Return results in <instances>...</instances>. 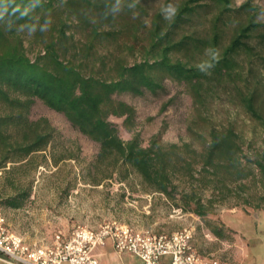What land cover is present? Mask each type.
Wrapping results in <instances>:
<instances>
[{
    "label": "trees",
    "instance_id": "obj_1",
    "mask_svg": "<svg viewBox=\"0 0 264 264\" xmlns=\"http://www.w3.org/2000/svg\"><path fill=\"white\" fill-rule=\"evenodd\" d=\"M232 4L178 0L168 16L155 11L142 58L128 62L99 49L116 41L120 30L114 24L120 18L137 9L134 21H141L138 16L147 13L134 0H0V179L1 188H12L11 193L0 191V203L22 206L32 179L19 180L15 172L35 167V154L53 146L55 127L45 116L29 115L39 100L97 144L87 167L94 184L134 175L143 192L162 195L202 218L229 197L260 209L264 138L248 155L242 136L228 122L209 124L205 134L197 135L199 147L191 141L163 142L159 133L144 144L140 133L132 131L134 108L114 98L122 92H155L169 78L184 83L200 107L220 89H229L248 116L264 124V21L255 18L262 9L249 0ZM211 8L215 12L208 16ZM238 14L244 18L232 21ZM194 17L206 21H192ZM28 48H35L33 56ZM111 116L122 118L132 132L129 138L122 137ZM65 158L75 155H51L54 164ZM208 227L225 238L223 223Z\"/></svg>",
    "mask_w": 264,
    "mask_h": 264
},
{
    "label": "rangeland",
    "instance_id": "obj_2",
    "mask_svg": "<svg viewBox=\"0 0 264 264\" xmlns=\"http://www.w3.org/2000/svg\"><path fill=\"white\" fill-rule=\"evenodd\" d=\"M146 8L140 14L141 21H134L138 11L133 9L126 19H119L114 27L120 30L116 41L107 43L101 51H112L124 56L128 62L142 58V46L147 45L146 29L150 26L152 14L162 10L170 15L178 0H134ZM236 7L246 0H232ZM261 11L255 18L264 21V0H249ZM215 12L211 8L208 16ZM244 15L232 17L240 21ZM192 21H206L205 17H194ZM144 23L145 27L137 23ZM105 27L106 24L104 25ZM138 27V29L136 28ZM136 33L137 37H134ZM79 33H76V37ZM133 45L132 51L129 47ZM35 48H28L33 56ZM243 60V61H242ZM240 61L246 62L241 57ZM264 75V69H262ZM114 98L126 101L134 108L132 131L139 132L146 144L155 133L163 142L191 141L196 147L201 144L199 133L205 134L211 123L232 122L242 136L245 153L252 155L264 138V124L250 118L229 89H220L206 102L198 106L184 83L166 78L162 88L151 92L143 89L140 94L116 93ZM31 118L45 116L55 127L53 146L35 154V167H27L15 172L19 180L32 179L30 196L22 206L11 208L0 203L9 231L22 236L28 242L48 243L54 233H67L77 225L91 228L107 221L126 223L137 230L150 229L153 232L170 233L174 230L191 229L195 250L206 258H217L231 264H264V204L260 209L235 204L229 197L216 202L212 213L204 218L171 204L164 196L141 190L139 180L132 175L120 181L116 176L105 179L100 184L91 182L87 167L94 159L98 146L78 132L65 117L35 100L30 108ZM124 139L132 132L124 128L122 118L111 116ZM72 153L75 158H65L54 164L51 155ZM1 175V172H0ZM0 179V191L11 193L12 188ZM205 195H209L207 191ZM221 222L226 226L225 238L214 236L208 223ZM99 259L102 264H139L140 259L124 252L119 259L107 241ZM0 264H6L0 261Z\"/></svg>",
    "mask_w": 264,
    "mask_h": 264
},
{
    "label": "built area",
    "instance_id": "obj_3",
    "mask_svg": "<svg viewBox=\"0 0 264 264\" xmlns=\"http://www.w3.org/2000/svg\"><path fill=\"white\" fill-rule=\"evenodd\" d=\"M192 239L188 228L153 232L112 220L96 228L77 225L67 233L57 231L48 243L28 242L9 231L0 213V261L6 264H99L94 250L107 241L116 253L137 256L139 264H231L200 255Z\"/></svg>",
    "mask_w": 264,
    "mask_h": 264
},
{
    "label": "crops",
    "instance_id": "obj_4",
    "mask_svg": "<svg viewBox=\"0 0 264 264\" xmlns=\"http://www.w3.org/2000/svg\"><path fill=\"white\" fill-rule=\"evenodd\" d=\"M109 242H110V241H109ZM106 245H107V242H106L104 245H102V246H98V247H96L95 250H94V254H95V256L97 257L99 264H102L101 261H100V259H99L100 255L103 253V252L101 251V249L105 248ZM110 246H111V248H112V251H114V249H113L111 243H110ZM123 253H124V252H123ZM121 254H122V253H116V252L114 251L115 258H117V259H119V258L121 257Z\"/></svg>",
    "mask_w": 264,
    "mask_h": 264
}]
</instances>
